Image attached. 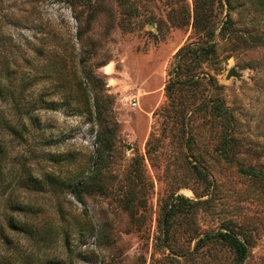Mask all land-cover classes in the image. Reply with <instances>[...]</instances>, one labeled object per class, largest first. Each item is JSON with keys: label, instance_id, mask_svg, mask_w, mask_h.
<instances>
[{"label": "rangeland", "instance_id": "1", "mask_svg": "<svg viewBox=\"0 0 264 264\" xmlns=\"http://www.w3.org/2000/svg\"><path fill=\"white\" fill-rule=\"evenodd\" d=\"M0 6L1 82L7 34L20 48L31 41L35 74L53 59L37 52L41 38L69 43L66 88L46 96L59 105L35 111L38 128L3 163L0 264H236L220 241L196 248L219 231L246 243L242 264H264V0ZM15 16L22 25L10 24ZM11 51L19 62L23 53ZM231 67L238 77L227 79ZM84 75L86 94L76 85ZM28 169L93 181L80 201L71 186L12 193ZM11 200L31 211L11 210ZM10 217L30 235L11 230Z\"/></svg>", "mask_w": 264, "mask_h": 264}, {"label": "trees", "instance_id": "2", "mask_svg": "<svg viewBox=\"0 0 264 264\" xmlns=\"http://www.w3.org/2000/svg\"><path fill=\"white\" fill-rule=\"evenodd\" d=\"M4 15L2 14V7L0 6V29ZM20 18H15L10 21V24L22 25ZM8 43L5 46L6 55L4 58V69L1 72L3 81H0V177L3 175V163L9 154V150H12L14 146L26 143L28 135H33L32 130L38 128L39 119L35 115V111L38 109H55L60 101L53 98H46V96H56L60 94V90H65L68 82L65 79V74L68 72L66 65V51L69 43L57 36H51L50 38H41L38 44V53L42 56L47 52L52 53V58L49 61H44L39 64L38 73H33L32 61L27 58L25 51L29 49L31 41L24 38V46L20 48L15 45V42H11L12 35L7 34ZM45 45H49L46 46ZM11 48H17L22 54L19 62L14 57L12 58ZM31 49V48H30ZM51 49V51L49 50ZM6 64V65H5ZM13 65V66H11ZM25 67L28 70H25ZM42 91L35 93L36 85L43 83ZM76 85L82 87L85 91L88 87V81L86 75L76 80ZM50 92V94L48 93ZM96 113H98L97 102L93 103ZM111 106L109 107V109ZM33 150L29 151L30 156H33ZM100 151L98 148L95 151V157L93 159L94 165L98 163ZM51 157V156H50ZM60 160H65L61 157ZM71 163V160H68ZM21 168L25 169V165L21 164ZM26 171L24 177H19L15 181V185L11 188V192L15 193L18 189L23 190H36V191H48L54 195L62 192L68 186H71V193L74 197L80 201V194L84 188H87L89 183L93 181V174H89L87 178H82L79 173L71 174L70 176H55L53 173H44L40 175V178L34 176L30 170ZM2 181V180H1ZM0 181V183H1ZM2 184H0V194L3 193ZM10 192V193H11ZM1 196V195H0ZM9 201V200H8ZM11 210H16L19 214L28 215L31 211L28 203H13L11 200L9 203ZM8 227L14 231H23L30 233L28 223L19 222L14 217L8 219ZM30 235V234H29ZM40 237L48 239L50 236L47 233L41 234ZM209 240L220 241L222 245L229 247L234 254V260L236 264H242L247 255L246 243L239 240L232 232L219 231L212 234H207L200 238L196 242V248L202 247Z\"/></svg>", "mask_w": 264, "mask_h": 264}, {"label": "water", "instance_id": "3", "mask_svg": "<svg viewBox=\"0 0 264 264\" xmlns=\"http://www.w3.org/2000/svg\"><path fill=\"white\" fill-rule=\"evenodd\" d=\"M231 76L238 77L237 72L234 70V68L231 67V69L227 72L226 78L229 79Z\"/></svg>", "mask_w": 264, "mask_h": 264}, {"label": "bare ground", "instance_id": "4", "mask_svg": "<svg viewBox=\"0 0 264 264\" xmlns=\"http://www.w3.org/2000/svg\"><path fill=\"white\" fill-rule=\"evenodd\" d=\"M105 70L107 73H110L112 71V63H107L105 65Z\"/></svg>", "mask_w": 264, "mask_h": 264}, {"label": "built area", "instance_id": "5", "mask_svg": "<svg viewBox=\"0 0 264 264\" xmlns=\"http://www.w3.org/2000/svg\"><path fill=\"white\" fill-rule=\"evenodd\" d=\"M130 101H131V103H132L133 106H136V102H134V99L133 98H131Z\"/></svg>", "mask_w": 264, "mask_h": 264}]
</instances>
